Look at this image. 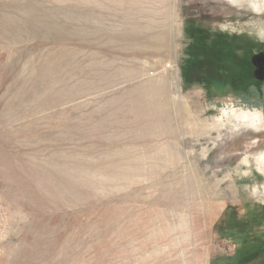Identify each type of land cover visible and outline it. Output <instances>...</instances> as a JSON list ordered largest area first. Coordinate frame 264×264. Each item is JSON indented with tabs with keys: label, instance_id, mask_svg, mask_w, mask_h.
Returning <instances> with one entry per match:
<instances>
[{
	"label": "rangeland",
	"instance_id": "obj_1",
	"mask_svg": "<svg viewBox=\"0 0 264 264\" xmlns=\"http://www.w3.org/2000/svg\"><path fill=\"white\" fill-rule=\"evenodd\" d=\"M262 3L0 0V264H264Z\"/></svg>",
	"mask_w": 264,
	"mask_h": 264
},
{
	"label": "bare ground",
	"instance_id": "obj_2",
	"mask_svg": "<svg viewBox=\"0 0 264 264\" xmlns=\"http://www.w3.org/2000/svg\"><path fill=\"white\" fill-rule=\"evenodd\" d=\"M261 8H264V3H262V5H261ZM152 106H153V105H152ZM149 107H150V106H149ZM147 110H148V109H147V108H145V110H144V111L146 112ZM144 111H143V112H144ZM144 114H145V113H144Z\"/></svg>",
	"mask_w": 264,
	"mask_h": 264
}]
</instances>
